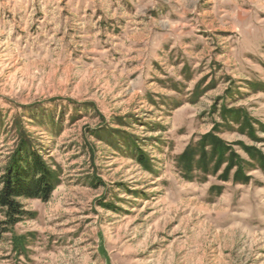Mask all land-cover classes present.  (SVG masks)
<instances>
[{
  "label": "rangeland",
  "instance_id": "1",
  "mask_svg": "<svg viewBox=\"0 0 264 264\" xmlns=\"http://www.w3.org/2000/svg\"><path fill=\"white\" fill-rule=\"evenodd\" d=\"M22 143L0 264H264V0H0V190Z\"/></svg>",
  "mask_w": 264,
  "mask_h": 264
},
{
  "label": "trees",
  "instance_id": "2",
  "mask_svg": "<svg viewBox=\"0 0 264 264\" xmlns=\"http://www.w3.org/2000/svg\"><path fill=\"white\" fill-rule=\"evenodd\" d=\"M29 150L30 147L22 143L17 159L12 161L10 171L3 177L0 208L4 219L0 220V242L12 227L30 215L25 211L24 201H48L55 190L52 168L47 167L36 152Z\"/></svg>",
  "mask_w": 264,
  "mask_h": 264
}]
</instances>
